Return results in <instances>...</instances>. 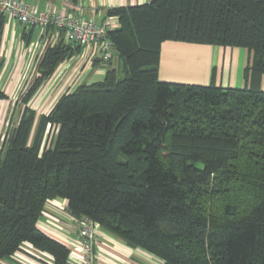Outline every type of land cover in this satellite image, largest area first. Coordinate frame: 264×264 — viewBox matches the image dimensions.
I'll use <instances>...</instances> for the list:
<instances>
[{"label": "trees", "instance_id": "trees-1", "mask_svg": "<svg viewBox=\"0 0 264 264\" xmlns=\"http://www.w3.org/2000/svg\"><path fill=\"white\" fill-rule=\"evenodd\" d=\"M107 15L118 19L107 36L119 66L101 58L103 79L38 114L33 96L82 50L60 31L2 134L0 259L27 242L68 264L67 245L38 225L64 198L73 218L162 264H264V0H150ZM165 41L246 48L245 85L162 81Z\"/></svg>", "mask_w": 264, "mask_h": 264}, {"label": "crops", "instance_id": "crops-1", "mask_svg": "<svg viewBox=\"0 0 264 264\" xmlns=\"http://www.w3.org/2000/svg\"><path fill=\"white\" fill-rule=\"evenodd\" d=\"M40 9H62L63 0H26ZM150 0H78L76 7L82 13L97 22L108 16V10L122 5H135ZM1 54L3 68L0 74V88L7 94V99H0V140L2 131L13 126L20 116V95L28 83V76L33 66L49 45L56 43L60 30L54 26H30L6 17ZM66 42V41H65ZM44 50V51H43ZM43 51V53H42ZM42 53V54H41ZM248 60V50L243 47L219 46L207 44L165 41L162 45L160 78H174L182 74L198 76L202 84L214 81L223 87H243L245 85L244 69ZM119 59L114 57L111 65L119 66ZM107 62L95 47H82L81 52L62 62L53 75L39 88L30 101V106H43L52 94L54 103L65 92L72 91L82 83H91L103 79ZM194 78V77H193ZM201 83V82H200ZM264 89V75L262 78ZM32 104V105H31ZM37 113H41L37 110ZM67 200L56 198L48 201L38 225L48 231L49 224L59 223L60 211L66 210ZM73 222V221H71ZM50 236L67 243L74 232H46ZM101 264H147L160 260L140 248H134L121 238L101 229L95 246ZM0 264H54L51 254L41 251L29 243H24L10 258L0 259ZM68 264H80L72 259Z\"/></svg>", "mask_w": 264, "mask_h": 264}, {"label": "built area", "instance_id": "built-area-1", "mask_svg": "<svg viewBox=\"0 0 264 264\" xmlns=\"http://www.w3.org/2000/svg\"><path fill=\"white\" fill-rule=\"evenodd\" d=\"M0 14L30 26H54L64 32L66 42L85 48L95 47L104 61L114 57L115 48L107 33L118 27L116 16H107L97 22L86 17L69 0H63L62 9L57 11L40 9L26 0H0ZM72 223L76 224V231L68 244L63 242L69 248L70 260L75 259L80 264H101L95 249L100 224L88 217L75 219Z\"/></svg>", "mask_w": 264, "mask_h": 264}, {"label": "rangeland", "instance_id": "rangeland-1", "mask_svg": "<svg viewBox=\"0 0 264 264\" xmlns=\"http://www.w3.org/2000/svg\"><path fill=\"white\" fill-rule=\"evenodd\" d=\"M43 51H42V53H43ZM36 73H37V62H36V65L33 66V69L30 70V72H29V76L27 78L28 79V83L31 82V80L36 75ZM119 75L120 76H123L124 75V73L122 72L121 69L119 70ZM199 79H201V78H198V76H193V75L191 76V75H188V74H185L184 73V74L179 75V76H174V78L161 79V80L162 81H170V82H179V83H199L200 84V82H201V84H202L203 82L200 81ZM54 95L55 94H52L51 97H49L46 102H43L44 103L43 106H37V108H36L35 105H33V107L32 106L31 107L34 108L35 110L36 109L39 110L41 112L39 114H42L43 111H48V109L50 108V106H51V104H52V102L54 100V97H55ZM59 98H60V96H59ZM4 132L5 131H2V134ZM74 220L75 219L70 214V212L68 210V207H67V204H66V210L62 208V210L60 211V218H59V221L60 222L59 223H56L57 227H59V228H56L53 224L52 225L49 224V227H53L55 229H52V228L49 229V228L46 227L45 229H48V231H46V232H49V231H51V232H75L76 231V224H73L71 222V221H74ZM156 260L159 261L158 258H156ZM160 263H163V261L160 260ZM140 264H142V263H140ZM148 264H158V263L155 262V261H149Z\"/></svg>", "mask_w": 264, "mask_h": 264}]
</instances>
